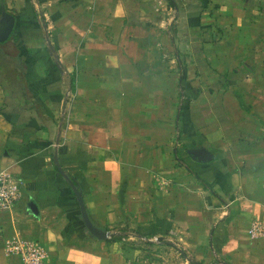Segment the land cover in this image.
<instances>
[{"label": "crops", "instance_id": "0c3cea01", "mask_svg": "<svg viewBox=\"0 0 264 264\" xmlns=\"http://www.w3.org/2000/svg\"><path fill=\"white\" fill-rule=\"evenodd\" d=\"M2 6L17 20L0 44V170L24 187L0 211V264H20L11 237L38 239L45 264H166L129 234L89 236L55 154L97 226L171 227L181 241L160 242L198 262L209 248L222 264H264V235L249 233L264 232V0Z\"/></svg>", "mask_w": 264, "mask_h": 264}, {"label": "built area", "instance_id": "2783aa9c", "mask_svg": "<svg viewBox=\"0 0 264 264\" xmlns=\"http://www.w3.org/2000/svg\"><path fill=\"white\" fill-rule=\"evenodd\" d=\"M24 180L21 176L0 170V211L14 208L23 199ZM252 237L264 235L258 221L251 224ZM7 253L18 257L20 264H45L48 254L43 244L34 237H11L6 243Z\"/></svg>", "mask_w": 264, "mask_h": 264}, {"label": "rangeland", "instance_id": "374dc122", "mask_svg": "<svg viewBox=\"0 0 264 264\" xmlns=\"http://www.w3.org/2000/svg\"><path fill=\"white\" fill-rule=\"evenodd\" d=\"M152 228L144 229L143 231H137L139 236H132L133 230L127 229V226L114 227V231L126 230L128 232V237L124 238L127 247H132L135 245L142 250V255L147 258L149 261H161L165 260L166 264H191L188 260L186 261L185 257L181 252L173 246H170L165 243H161L159 238L162 237L163 240L167 239L172 242H178L180 239L179 235L171 231V227L167 229L159 228L156 229L154 226H149ZM150 240V242L148 241ZM161 240V241H163ZM181 241V240H180ZM178 246V245H177ZM193 247L186 248L188 254L193 255ZM209 254L207 255V260H203L204 256H200V264H222L219 262L217 257L212 253L208 248ZM195 255V254H194ZM193 255V256H194Z\"/></svg>", "mask_w": 264, "mask_h": 264}, {"label": "water", "instance_id": "95a60500", "mask_svg": "<svg viewBox=\"0 0 264 264\" xmlns=\"http://www.w3.org/2000/svg\"><path fill=\"white\" fill-rule=\"evenodd\" d=\"M16 16L8 11L5 6L1 7L0 12V43L7 41L12 33L14 32L16 25ZM193 158L200 162H207L212 159V156L205 151L204 149L196 150L193 153ZM54 161L57 165L58 169L63 170L61 164L59 162V158L57 155H54ZM73 187V191L75 193L76 199L78 201L80 207V213L82 221L88 231V233L95 239L100 241H105L111 238V232L105 230L102 227L97 226L93 220L91 219L89 212L86 208L83 192L78 187ZM190 262V260H189ZM191 263V262H190Z\"/></svg>", "mask_w": 264, "mask_h": 264}, {"label": "trees", "instance_id": "16d2710c", "mask_svg": "<svg viewBox=\"0 0 264 264\" xmlns=\"http://www.w3.org/2000/svg\"><path fill=\"white\" fill-rule=\"evenodd\" d=\"M14 32H15V29H14ZM14 32L12 33L11 37L7 41L2 42L0 44H4V43L8 42L11 38H13ZM51 50H52V47H51ZM25 94L27 96H30L28 88H27V91L25 90ZM35 103H36L35 105H37V110H38V112L40 114L41 111H42V108L40 107L41 105L39 103H37V102H35ZM60 173L66 179L67 183L69 184V186L71 188V192H72L73 195H75V193L73 191V187L72 186L78 187L82 191V186H81L80 181L75 176H73L69 171H67L66 169H63V170L60 171ZM102 228H104L105 230H108V231L111 232V238L110 239L113 240V241L121 240L124 236L128 235V232L126 230L125 231L124 230H119V231L116 230V231H114L113 229H110L108 226H103ZM133 232L137 236L141 235L137 231H133ZM89 236H91V235H89ZM168 244L172 245L173 247L178 249L182 253V255H184L185 257L188 258V260H190L191 264H200L193 256H190L185 250H183L182 248H180L176 244H174L172 242H169Z\"/></svg>", "mask_w": 264, "mask_h": 264}]
</instances>
